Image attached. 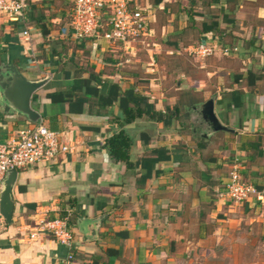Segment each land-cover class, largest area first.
I'll list each match as a JSON object with an SVG mask.
<instances>
[{
	"label": "crops",
	"instance_id": "crops-1",
	"mask_svg": "<svg viewBox=\"0 0 264 264\" xmlns=\"http://www.w3.org/2000/svg\"><path fill=\"white\" fill-rule=\"evenodd\" d=\"M27 1L29 44L20 21L0 14V64L46 81L30 97L35 122L0 107V140L40 121L69 149L17 170L11 223L0 216V264H264V0H142L148 32L135 49L62 33L72 0ZM211 21L215 30L201 32ZM207 37L238 46L235 54L213 53L233 58L229 84L217 76L214 88L178 79L163 94L158 49L171 55ZM219 68H206L207 79ZM249 71L260 75L253 84ZM185 91L202 101L187 106ZM137 95L153 111L180 101V115L124 123ZM208 98L232 131H211L202 119L197 106ZM121 133L130 141L127 160H114L103 144ZM233 167L257 190L241 203L217 195ZM64 213L70 245L28 237L39 214ZM70 249L85 263L68 258Z\"/></svg>",
	"mask_w": 264,
	"mask_h": 264
},
{
	"label": "built area",
	"instance_id": "built-area-1",
	"mask_svg": "<svg viewBox=\"0 0 264 264\" xmlns=\"http://www.w3.org/2000/svg\"><path fill=\"white\" fill-rule=\"evenodd\" d=\"M130 2L132 1L72 0L69 28H64L61 32L68 33L77 40L92 36L122 45L124 48L135 49L142 46L148 32L147 13L143 7ZM27 8V0H0V14H6L10 19H17L22 24L19 34L25 44L30 43V34L25 25ZM217 41L214 37H207L188 46L186 50L200 58H206L216 50L223 55L238 52L237 45L219 44ZM68 149L59 133L47 128L40 121L16 131L14 135L0 140V184L7 169L18 170L47 162ZM256 194L257 190L252 182L245 179L237 167L230 170L228 180L222 190L217 192L219 197L234 203H241ZM67 220V215L46 218L39 214L28 237L47 235L59 243L70 245L72 236Z\"/></svg>",
	"mask_w": 264,
	"mask_h": 264
},
{
	"label": "water",
	"instance_id": "water-1",
	"mask_svg": "<svg viewBox=\"0 0 264 264\" xmlns=\"http://www.w3.org/2000/svg\"><path fill=\"white\" fill-rule=\"evenodd\" d=\"M46 78L37 80L27 79L18 68L11 63L0 64V107L6 113H20L30 122L38 119V113L31 108L30 97L33 91L39 88ZM200 115L206 121L211 131H232V129L221 124L213 111V100L208 98L197 106ZM17 170L9 168L0 184V216L7 224L11 223L13 210L12 186L16 178ZM97 220L90 222L95 226ZM93 227L89 235L93 236Z\"/></svg>",
	"mask_w": 264,
	"mask_h": 264
},
{
	"label": "rangeland",
	"instance_id": "rangeland-1",
	"mask_svg": "<svg viewBox=\"0 0 264 264\" xmlns=\"http://www.w3.org/2000/svg\"><path fill=\"white\" fill-rule=\"evenodd\" d=\"M138 5L142 4V0H136ZM161 22V21H160ZM157 22V25L160 23ZM158 34L160 35L161 29L158 27ZM187 36L185 38H188ZM191 39V38H190ZM194 44V43H192ZM190 44V45H192ZM151 46V44H150ZM159 51V60H158V78H157V86L159 90H163L164 93H171L173 92V88L176 85V81L186 79L184 82L189 83L192 87L195 86H203L205 88H214V78L215 76L223 78L224 85H228V74L226 73V68H229L230 71L234 72V60L230 57H225L220 54H216L214 56H208L206 58H200L194 56L193 54L189 53L187 50H182L179 53H172L169 55L162 50V47ZM143 51V50H142ZM140 57L145 59V51L143 54L140 53ZM180 57H183L182 60ZM214 65H219V71L212 75H207L208 79L205 75L204 70L214 68ZM202 66V67H201ZM171 69L174 70V73L166 75L164 73L165 70ZM179 71V73H178ZM180 72L184 73L183 75ZM207 80V81H206ZM206 81V83H205Z\"/></svg>",
	"mask_w": 264,
	"mask_h": 264
},
{
	"label": "trees",
	"instance_id": "trees-1",
	"mask_svg": "<svg viewBox=\"0 0 264 264\" xmlns=\"http://www.w3.org/2000/svg\"><path fill=\"white\" fill-rule=\"evenodd\" d=\"M161 1L162 0H151V3L152 4H158ZM130 3H132V2H130ZM165 7L166 6H163L162 11L165 10ZM181 9L182 8L180 6H178V11H181ZM187 14L192 17V13L189 10H188ZM216 25H217V23L215 21H211V22H209L208 25L201 27V32H203V33L208 32V31L212 32L213 30H215ZM41 31H42V34L46 33L45 30H41ZM173 46H176V45L174 44ZM247 76H248V84H253L256 81V79L260 78V75H257L255 72H251V71L247 72ZM238 80L239 79L236 78V81H238ZM131 92L132 91L129 90V95L132 94ZM136 97H137V100L134 102L130 98V100L132 101V107L133 108H125L124 109V117L122 119V121L124 123H128V122L132 121L135 117H139L141 114H145L146 116H148L152 119H156L158 121H163V122H165L166 117L178 118V116L180 115V105H182V103L180 101L175 102L172 106L165 107L164 111L161 112V111H153V110L147 109V108H149L150 105L147 103V97L146 96H140L139 97L137 95ZM184 98L185 99L183 102L187 106H191L195 103L202 101V99L199 96L196 97L194 94H192L191 92H187V91H185ZM139 103L142 105V107L139 106ZM184 113L186 115V112H184ZM103 145L106 148L108 154L114 160H127L126 155H127L128 149H129L130 141L127 138H125L123 133L113 134L110 138H108L104 142ZM64 215H65V213L61 214L60 217H63ZM69 255H70V259L71 258L73 259L76 257V259L80 260L83 263H85V261H86V259L82 258L81 254H79L78 251H76L74 249H70Z\"/></svg>",
	"mask_w": 264,
	"mask_h": 264
}]
</instances>
